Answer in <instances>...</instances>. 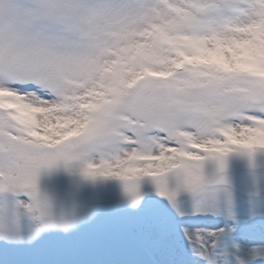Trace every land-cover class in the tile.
<instances>
[{
	"label": "snow or ice",
	"instance_id": "1",
	"mask_svg": "<svg viewBox=\"0 0 264 264\" xmlns=\"http://www.w3.org/2000/svg\"><path fill=\"white\" fill-rule=\"evenodd\" d=\"M0 264H264V0H0Z\"/></svg>",
	"mask_w": 264,
	"mask_h": 264
}]
</instances>
